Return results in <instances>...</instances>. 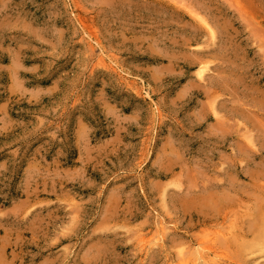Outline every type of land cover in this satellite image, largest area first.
Wrapping results in <instances>:
<instances>
[{"label": "rangeland", "instance_id": "rangeland-1", "mask_svg": "<svg viewBox=\"0 0 264 264\" xmlns=\"http://www.w3.org/2000/svg\"><path fill=\"white\" fill-rule=\"evenodd\" d=\"M196 246L264 264V0H0V264Z\"/></svg>", "mask_w": 264, "mask_h": 264}, {"label": "bare ground", "instance_id": "bare-ground-1", "mask_svg": "<svg viewBox=\"0 0 264 264\" xmlns=\"http://www.w3.org/2000/svg\"><path fill=\"white\" fill-rule=\"evenodd\" d=\"M192 12L196 13L194 11H192ZM203 20H202V23H200V24L203 25V28H204L205 32L207 33L208 40L214 41L215 32H214L213 28L207 22H205ZM209 70H210V68L206 63L200 62L199 69H198L196 75L200 79H202L205 76V72H207ZM159 228H160L159 229L160 231L157 230L158 233H162V232L164 233V230H163L164 227L159 226ZM158 233H156V234H158ZM154 239H157V238H154ZM211 247L212 246H210V247L209 246L197 247L195 249L192 248V250L194 249V257L192 256V258H190L188 255H186V253L183 252V249H180L178 252L179 259H180L179 264H216V263H218V261L220 259V254L215 253L214 250L212 251ZM188 248H189V246H188ZM200 248H201V250H200Z\"/></svg>", "mask_w": 264, "mask_h": 264}]
</instances>
